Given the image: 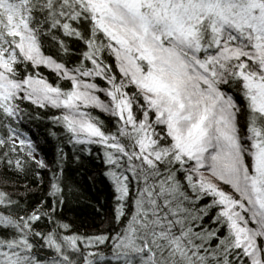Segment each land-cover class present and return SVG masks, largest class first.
<instances>
[{
	"label": "snow or ice",
	"instance_id": "6c2138e0",
	"mask_svg": "<svg viewBox=\"0 0 264 264\" xmlns=\"http://www.w3.org/2000/svg\"><path fill=\"white\" fill-rule=\"evenodd\" d=\"M0 264H264V0H0Z\"/></svg>",
	"mask_w": 264,
	"mask_h": 264
},
{
	"label": "trees",
	"instance_id": "16d2710c",
	"mask_svg": "<svg viewBox=\"0 0 264 264\" xmlns=\"http://www.w3.org/2000/svg\"><path fill=\"white\" fill-rule=\"evenodd\" d=\"M50 125L46 123L39 122H25L22 125V131L28 132V134L35 140L39 138L42 143H44L45 139L47 143L44 144V149L48 154H51L54 151L55 140L52 137L47 136V128ZM85 170H87V174L91 175L93 171L99 172L98 161H86ZM83 171V170H82ZM23 189H21L22 191ZM110 192V185L108 182L102 177L98 175L97 184L91 189V195L99 196L101 201H104L105 198L108 197ZM67 216L75 219L76 226L78 230L83 232H93L96 228L99 227L98 218H94L92 215L80 211H68L66 213Z\"/></svg>",
	"mask_w": 264,
	"mask_h": 264
}]
</instances>
